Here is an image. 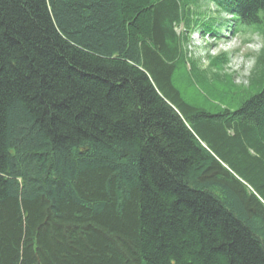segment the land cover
Returning <instances> with one entry per match:
<instances>
[{"label":"trees","instance_id":"1","mask_svg":"<svg viewBox=\"0 0 264 264\" xmlns=\"http://www.w3.org/2000/svg\"><path fill=\"white\" fill-rule=\"evenodd\" d=\"M0 264H264V0H0Z\"/></svg>","mask_w":264,"mask_h":264},{"label":"rangeland","instance_id":"2","mask_svg":"<svg viewBox=\"0 0 264 264\" xmlns=\"http://www.w3.org/2000/svg\"><path fill=\"white\" fill-rule=\"evenodd\" d=\"M213 11V8L203 3L202 8ZM178 31H181L179 28ZM188 53L193 57L201 68L207 66V55L214 56L221 52L230 54L228 66L224 68L227 73L233 74L234 81L238 84H246L255 60V55L261 47L259 33L251 28H242L235 34L223 31L219 39L202 36L199 31L189 34Z\"/></svg>","mask_w":264,"mask_h":264}]
</instances>
